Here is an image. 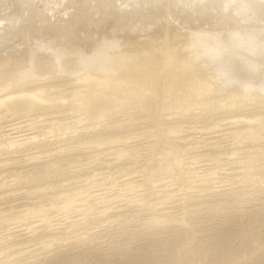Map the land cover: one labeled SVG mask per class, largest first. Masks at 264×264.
<instances>
[{"label":"rangeland","instance_id":"obj_1","mask_svg":"<svg viewBox=\"0 0 264 264\" xmlns=\"http://www.w3.org/2000/svg\"><path fill=\"white\" fill-rule=\"evenodd\" d=\"M64 1L34 0L36 11L59 13L58 28L30 26L25 37L21 0L0 9L9 37L0 83L15 80L0 92V127L28 114L35 136L16 144L0 131V264H264V25L241 31L247 46L263 45L252 70L262 87L222 82L218 68L228 74L229 63L208 47L221 86L196 94L171 89L163 67L140 87L127 84L105 56L144 60L189 32L211 38L227 26L176 14L167 1L122 18L96 5L78 14ZM198 67L189 68L194 80L207 83ZM29 93L43 96L39 110L15 111Z\"/></svg>","mask_w":264,"mask_h":264},{"label":"bare ground","instance_id":"obj_2","mask_svg":"<svg viewBox=\"0 0 264 264\" xmlns=\"http://www.w3.org/2000/svg\"><path fill=\"white\" fill-rule=\"evenodd\" d=\"M166 1L167 4L169 5L170 10H175L176 14L199 12L215 20V22H217L218 25L227 26L228 30L222 33L221 32L214 33L211 38L202 36L203 35L202 33H198L196 31L189 32L187 33L188 39L182 42L180 45L175 46L173 44L174 46L172 47H170L168 44L167 46L161 45V47H159L158 52L154 50H149L145 54L143 53L144 55L142 54V56H145V59L144 60L142 59L143 61L139 60L137 58V55L131 52H127V53L118 52L115 54L106 55L105 60L107 64L111 66V67L108 66V68L111 70L112 73H119L124 76L123 81L124 80L125 82L127 81L128 82L127 84H129V82L131 83L133 82L134 83V84L132 83L133 85L137 84V86L140 87L139 85L141 84L142 86V83L145 79L153 76L155 77V75L157 76V72L161 71V69L159 70V68L163 67L164 69L162 73L164 75L163 76L158 75V76L163 77L164 80L167 81L169 80L168 82L170 84L171 89H177L184 86L189 88L193 92H196L197 94L200 92H207L213 90L214 86L216 87L221 86L220 85L221 83L216 85V83H218V81L216 80L217 74L215 72L217 71L216 70L217 67L214 66L215 58H213L215 56L218 57V55H221V57L224 56V58H226V63H229L228 65L229 71L233 72L234 70L235 72H237L236 74H238L237 76L234 75L233 77H230L228 75L229 71L228 74L226 72L227 68L225 70L224 69L221 70L220 68H218L219 72L223 76L220 79L222 82H225V84L226 83L229 84L230 81H232L233 83L236 82L237 84L242 83V85H244V87L248 89L249 88L260 89L262 87L263 82L260 81L261 78H259V74L254 76L252 70L253 67L254 68L256 67L255 69H257V67L259 68L261 66V64L260 66L256 64L258 60L257 57H254L255 53L253 52H257L261 48L263 49L262 46L264 44L261 45L262 43L260 44L254 41L253 43L251 42V44L247 46L245 44L246 35L241 34V31L245 30L248 31V33L254 31L253 33H255L256 31L259 30V28H262V26L264 25V13H263L264 9L263 6L262 7L259 6V2L263 4L264 1L262 2L261 0H84V2L77 7L76 5L73 4L74 2H72V0H65L64 3L65 5H69V7L74 8L78 14H82L84 10L90 9L92 8V6L94 7L96 5L101 8H104V10L107 11V14L114 13L119 18H122L127 13L136 14L138 12H145V11L149 12L153 8L161 9V7L165 5ZM2 2L3 0H0V9L3 10ZM33 3L34 0H21V9H22L21 12H23L24 15H22L23 16L22 19L20 17L19 18L21 20H25L27 22L26 24L27 26L24 25L25 30H23V32H20L19 34L17 33V35L19 36L21 35L22 37H25L28 34V30L29 31L31 30L30 26L35 27L38 31L40 30L42 31V29L45 28H50V29L58 28L56 26L57 23L59 22L58 20L59 13L57 11H53V10L51 11L48 9L42 11H36L33 6ZM65 8H67V6H65ZM260 8L263 9V11ZM65 13L68 12L65 11ZM168 24H170V27H168L167 25V28L165 29L162 28V31L165 34L172 35L174 34V30H176V26L174 27L175 25L174 23H168ZM60 26L61 28H64L63 25L60 24ZM250 26H253V28L248 29V27ZM1 27L4 29V27L7 28V25L4 26V23L2 21V23L0 24V28ZM12 32L14 31H11L9 33ZM14 35L16 34L14 33ZM201 38L202 39L205 38V40H203L204 42L200 41ZM8 39L9 37H7V35L0 34V45H3ZM111 44L112 42H108L106 43L105 46H110ZM208 47L211 48L210 50L214 51L213 53H216L215 56H212L208 51H206L205 48ZM178 50H180L181 53ZM158 53L159 55H157ZM142 56H140V58ZM219 58H216V60L218 59L219 61ZM162 61L163 63H161ZM223 62H225V60ZM50 63L51 62H48L47 64L50 65ZM196 63L199 66L198 69H200L202 72L208 71L207 74L208 76L209 75L210 76L208 78L207 83L205 82L198 85L199 83L202 82L201 81L202 79L200 78L198 79L200 82L198 80H194V75H193L194 71H192V69L189 68L194 66ZM43 64L46 63L43 61L42 65ZM39 66H36V68ZM198 69L196 68L195 70ZM105 71L106 70H104V72ZM256 71L254 72L256 73ZM36 72H37L36 74H38L39 77H42V75L47 74V71L44 68L41 71L39 70ZM107 72H109L108 69ZM29 75L30 72L28 71L23 72L22 78H25L26 76ZM83 75L85 76H83L84 78L83 79L81 78V80L83 81L85 80V82L86 81L88 82L89 79L91 78L90 75L92 74L91 72L89 73L85 72V74ZM76 80L78 81V78H75V82H77ZM14 81H15L14 79H10V81L7 82L5 81L0 83V92L1 91L3 92L8 88L9 89L13 88V84L15 83ZM40 81H38L37 83H41ZM31 83L32 82L29 81L26 82V84H31ZM29 94L30 95L28 97L26 95L28 99L27 103L24 104L17 103L16 106L17 108L15 111H19L22 113H29L30 111L32 112L33 110L35 112L39 110L40 108L39 100H44L43 96H41L38 93H34V94L29 93ZM86 94L89 95V92H87ZM5 98L6 97H4V99ZM32 105H34V107ZM98 114L102 115L103 112L99 111ZM28 116H29L28 114L25 115L23 114V116L18 117L23 119L18 121H12L11 118L4 119V121L7 123L0 127L1 129L0 131L3 133V136L8 138H13L14 140L12 139L13 140L12 142L16 144H23V143L25 144L26 141L33 139L35 136L33 135V131H31L33 129L30 127L29 124L30 118ZM262 125L264 124L262 123ZM10 135L13 136L10 137ZM12 142L10 143L13 144Z\"/></svg>","mask_w":264,"mask_h":264}]
</instances>
